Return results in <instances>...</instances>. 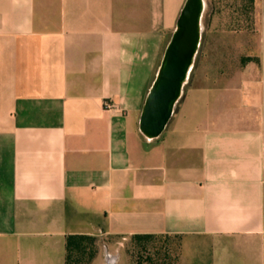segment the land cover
<instances>
[{"label": "crops", "instance_id": "0c3cea01", "mask_svg": "<svg viewBox=\"0 0 264 264\" xmlns=\"http://www.w3.org/2000/svg\"><path fill=\"white\" fill-rule=\"evenodd\" d=\"M184 1L0 0V264L143 234L178 236L175 264H264V31L139 130Z\"/></svg>", "mask_w": 264, "mask_h": 264}, {"label": "rangeland", "instance_id": "374dc122", "mask_svg": "<svg viewBox=\"0 0 264 264\" xmlns=\"http://www.w3.org/2000/svg\"><path fill=\"white\" fill-rule=\"evenodd\" d=\"M203 1L201 37L194 61L198 65L205 60V67L212 64L218 73H234L256 53L258 36L264 31V0H254L252 8L247 0ZM177 251L175 236L143 240L106 237L94 246V258L99 260L93 258L88 263L84 256L71 264H107L110 256L114 264H175Z\"/></svg>", "mask_w": 264, "mask_h": 264}, {"label": "water", "instance_id": "95a60500", "mask_svg": "<svg viewBox=\"0 0 264 264\" xmlns=\"http://www.w3.org/2000/svg\"><path fill=\"white\" fill-rule=\"evenodd\" d=\"M203 0H185L146 95L138 126L156 138L167 125L193 65L201 37Z\"/></svg>", "mask_w": 264, "mask_h": 264}, {"label": "trees", "instance_id": "16d2710c", "mask_svg": "<svg viewBox=\"0 0 264 264\" xmlns=\"http://www.w3.org/2000/svg\"><path fill=\"white\" fill-rule=\"evenodd\" d=\"M249 8L253 7L254 0H247ZM156 236H166L167 235H153V234H143V235H133L131 239L143 240L151 239ZM178 238L179 237L175 236ZM97 239L88 235H69L66 237L65 248H66V264H71L72 262L79 261L84 256H87L88 263L95 257L94 246ZM177 258V257H176ZM86 262V264H88Z\"/></svg>", "mask_w": 264, "mask_h": 264}, {"label": "bare ground", "instance_id": "6f19581e", "mask_svg": "<svg viewBox=\"0 0 264 264\" xmlns=\"http://www.w3.org/2000/svg\"><path fill=\"white\" fill-rule=\"evenodd\" d=\"M107 264H114V259L112 256L108 257Z\"/></svg>", "mask_w": 264, "mask_h": 264}, {"label": "built area", "instance_id": "2783aa9c", "mask_svg": "<svg viewBox=\"0 0 264 264\" xmlns=\"http://www.w3.org/2000/svg\"><path fill=\"white\" fill-rule=\"evenodd\" d=\"M104 104H105L106 106H108V105H109V104H108V102H105Z\"/></svg>", "mask_w": 264, "mask_h": 264}]
</instances>
